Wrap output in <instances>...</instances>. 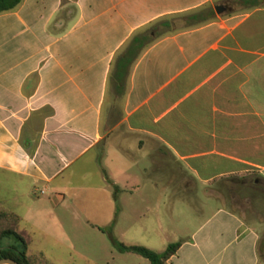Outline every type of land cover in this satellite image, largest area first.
Masks as SVG:
<instances>
[{
  "label": "crops",
  "instance_id": "1",
  "mask_svg": "<svg viewBox=\"0 0 264 264\" xmlns=\"http://www.w3.org/2000/svg\"><path fill=\"white\" fill-rule=\"evenodd\" d=\"M201 11L208 20L184 28ZM166 20L179 29L156 28ZM147 33L153 41L121 65ZM95 151L106 184L82 188L73 206L60 186L53 207L160 212L168 196L202 191L218 208L173 239L182 246L168 264H264V219L223 199L264 181V0H23L0 14V187L22 181L31 203L3 199L0 212L25 219L42 202L30 190ZM148 235L168 232L159 223Z\"/></svg>",
  "mask_w": 264,
  "mask_h": 264
},
{
  "label": "rangeland",
  "instance_id": "2",
  "mask_svg": "<svg viewBox=\"0 0 264 264\" xmlns=\"http://www.w3.org/2000/svg\"><path fill=\"white\" fill-rule=\"evenodd\" d=\"M95 154L96 151L71 168L64 178L58 179L48 190H30L42 198V202L32 205L30 214L21 222L22 228L31 234L29 251L33 254L34 264H151L138 254L119 251L112 237L127 246H143L163 253L170 244L175 243V237L190 235L218 208V203L202 191L198 197L182 199L168 196L167 208L163 204L160 212H156L154 207L137 211L125 207L121 213L106 212V207L97 206L96 203L84 210L80 207H53L50 200H55L60 186L65 187L61 192L65 195L66 205L73 206L74 195L82 193V188H99L106 184L103 181L106 179L105 170L95 160ZM108 172L112 173L110 170ZM9 183L2 193L0 187V201L4 199L8 205L17 198L26 207L30 206L26 196L27 187L22 181L12 180ZM109 190L115 194L114 189ZM96 192L94 190L93 194ZM226 194L223 199L228 207L246 219H264V181L256 188L231 185ZM5 209L8 206L0 205V211ZM13 213L20 218L24 216L22 212ZM108 219H113V223L106 226ZM159 223L168 232L166 240L162 242L153 241L148 235V232L159 227Z\"/></svg>",
  "mask_w": 264,
  "mask_h": 264
},
{
  "label": "trees",
  "instance_id": "3",
  "mask_svg": "<svg viewBox=\"0 0 264 264\" xmlns=\"http://www.w3.org/2000/svg\"><path fill=\"white\" fill-rule=\"evenodd\" d=\"M23 0H0V14L13 11ZM252 7L258 6L259 3H252ZM212 13V10L210 11ZM208 12L201 11L189 16L183 20L185 27H191L202 24L208 20ZM159 27L165 28L164 33H171L178 30L174 20L161 22ZM153 41L151 34H142L136 36L131 42L125 55L120 58L119 62L126 68L138 59L141 51ZM256 184L254 188L259 187ZM21 218L14 213L0 212V260L13 259L19 264H34L33 254H30L29 247L31 243V234L21 226ZM114 245L123 253H134L150 261L151 264H168V261L174 256L182 246L181 242L170 244L163 253H157L143 246H127L114 237Z\"/></svg>",
  "mask_w": 264,
  "mask_h": 264
},
{
  "label": "water",
  "instance_id": "4",
  "mask_svg": "<svg viewBox=\"0 0 264 264\" xmlns=\"http://www.w3.org/2000/svg\"><path fill=\"white\" fill-rule=\"evenodd\" d=\"M221 8L220 7H218L217 8V12H220L221 10H220ZM0 264H19V263H17L15 260H13V259H9V258H7V259H2V260H0Z\"/></svg>",
  "mask_w": 264,
  "mask_h": 264
},
{
  "label": "built area",
  "instance_id": "5",
  "mask_svg": "<svg viewBox=\"0 0 264 264\" xmlns=\"http://www.w3.org/2000/svg\"><path fill=\"white\" fill-rule=\"evenodd\" d=\"M44 192H42V194H43Z\"/></svg>",
  "mask_w": 264,
  "mask_h": 264
}]
</instances>
